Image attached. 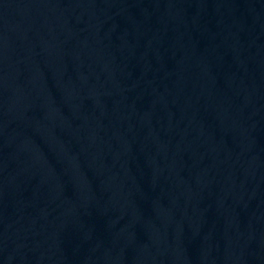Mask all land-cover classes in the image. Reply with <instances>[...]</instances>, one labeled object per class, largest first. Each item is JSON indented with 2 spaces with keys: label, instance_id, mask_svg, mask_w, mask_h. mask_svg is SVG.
Wrapping results in <instances>:
<instances>
[{
  "label": "water",
  "instance_id": "water-1",
  "mask_svg": "<svg viewBox=\"0 0 264 264\" xmlns=\"http://www.w3.org/2000/svg\"><path fill=\"white\" fill-rule=\"evenodd\" d=\"M0 264H264V0H0Z\"/></svg>",
  "mask_w": 264,
  "mask_h": 264
}]
</instances>
